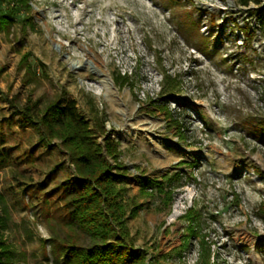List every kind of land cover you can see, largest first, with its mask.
<instances>
[{"label": "rangeland", "instance_id": "rangeland-1", "mask_svg": "<svg viewBox=\"0 0 264 264\" xmlns=\"http://www.w3.org/2000/svg\"><path fill=\"white\" fill-rule=\"evenodd\" d=\"M73 1L31 0L33 27L0 32V148L12 158L0 167V238L12 264H51L53 242H88L67 206L69 163L34 148V127L17 115L57 97L117 142L122 201L141 204L127 225L137 248L157 249L155 264H197L201 236L209 264H263L264 0ZM24 53L35 77L19 65ZM118 74L130 83L115 84ZM165 76L176 91L163 89ZM176 171L183 184L169 206L139 195L136 176Z\"/></svg>", "mask_w": 264, "mask_h": 264}, {"label": "trees", "instance_id": "trees-1", "mask_svg": "<svg viewBox=\"0 0 264 264\" xmlns=\"http://www.w3.org/2000/svg\"><path fill=\"white\" fill-rule=\"evenodd\" d=\"M241 2L246 5L248 0ZM32 13L31 0H0V32L8 34L16 23L22 25V30L26 26L33 27ZM241 31L246 33V28ZM28 58V53L22 54L19 65L25 68L28 77H35L34 65ZM174 81L165 76L163 89L176 91ZM114 83L129 84V77L118 74ZM38 105L39 101H34L17 115L22 122L34 127L37 133L34 148H55L69 163L71 171L65 190L69 193L67 206L76 227L88 237L86 244L70 239L53 242L51 264H155L157 249L137 248L135 237L128 228V218L137 215L141 204L127 210L122 201L127 171L119 160L117 142L110 138L102 121L95 119V128L91 131L85 118L77 112L75 102L64 97H57L42 108ZM11 159L10 151L0 148V167L9 164ZM181 175L177 171L154 179L138 175L135 177L138 193L141 197L155 193L161 196L165 206H169L174 190L183 184ZM258 210L264 211V204H260ZM185 217L189 235L197 236L199 216L188 210ZM4 221L0 217V228L4 227ZM198 244L201 253L197 264H209V246L204 236ZM150 250L154 251L150 253ZM258 253L264 264V241L260 243ZM0 264H12L10 246L2 238Z\"/></svg>", "mask_w": 264, "mask_h": 264}, {"label": "bare ground", "instance_id": "bare-ground-1", "mask_svg": "<svg viewBox=\"0 0 264 264\" xmlns=\"http://www.w3.org/2000/svg\"><path fill=\"white\" fill-rule=\"evenodd\" d=\"M82 0H74L72 2V7H75L76 4L80 3ZM79 61L76 62V64H78ZM102 82H103V86H104V89H105V93L106 94H110L112 93V83L111 81L109 80V78L107 77H103L102 78ZM177 213V205H174L173 206V213H172V216H174L175 214Z\"/></svg>", "mask_w": 264, "mask_h": 264}]
</instances>
